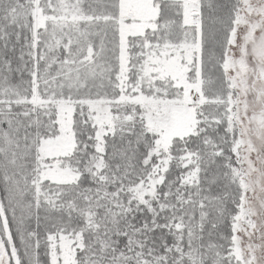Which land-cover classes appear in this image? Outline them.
I'll use <instances>...</instances> for the list:
<instances>
[{"label":"snow or ice","instance_id":"snow-or-ice-1","mask_svg":"<svg viewBox=\"0 0 264 264\" xmlns=\"http://www.w3.org/2000/svg\"><path fill=\"white\" fill-rule=\"evenodd\" d=\"M0 264H264V0H0Z\"/></svg>","mask_w":264,"mask_h":264}]
</instances>
